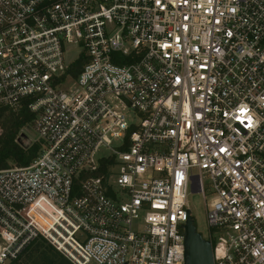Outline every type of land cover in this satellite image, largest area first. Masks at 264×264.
Returning a JSON list of instances; mask_svg holds the SVG:
<instances>
[{
  "label": "built area",
  "instance_id": "2783aa9c",
  "mask_svg": "<svg viewBox=\"0 0 264 264\" xmlns=\"http://www.w3.org/2000/svg\"><path fill=\"white\" fill-rule=\"evenodd\" d=\"M23 100L39 151L0 170V264L37 241L184 264L193 193L213 264H264V0H0V105Z\"/></svg>",
  "mask_w": 264,
  "mask_h": 264
},
{
  "label": "trees",
  "instance_id": "16d2710c",
  "mask_svg": "<svg viewBox=\"0 0 264 264\" xmlns=\"http://www.w3.org/2000/svg\"><path fill=\"white\" fill-rule=\"evenodd\" d=\"M85 60L76 59L67 70V76L75 78L81 71ZM28 100H23L17 111L0 105V170L11 166L25 167L37 155L39 145L23 148L17 141L19 133L30 129L34 116L27 109ZM195 225V224H194ZM10 264H70L56 251L37 241L24 256Z\"/></svg>",
  "mask_w": 264,
  "mask_h": 264
},
{
  "label": "rangeland",
  "instance_id": "374dc122",
  "mask_svg": "<svg viewBox=\"0 0 264 264\" xmlns=\"http://www.w3.org/2000/svg\"><path fill=\"white\" fill-rule=\"evenodd\" d=\"M78 49L72 48L70 52L66 55V59L68 61H72L77 56ZM75 88V80L67 79L63 85L64 91H70ZM35 140V136L33 135L31 129H25L24 131L19 133L17 138L18 143L23 147H29ZM109 154V151L105 148L99 150L97 154V158H104ZM207 182L205 181V184ZM188 207L190 210V215L194 221L195 227L197 231L202 235V237L207 236V225H206V210L203 198L200 194L193 193L190 194L188 198Z\"/></svg>",
  "mask_w": 264,
  "mask_h": 264
},
{
  "label": "water",
  "instance_id": "95a60500",
  "mask_svg": "<svg viewBox=\"0 0 264 264\" xmlns=\"http://www.w3.org/2000/svg\"><path fill=\"white\" fill-rule=\"evenodd\" d=\"M184 229V264H213L211 243L197 231L187 211Z\"/></svg>",
  "mask_w": 264,
  "mask_h": 264
}]
</instances>
